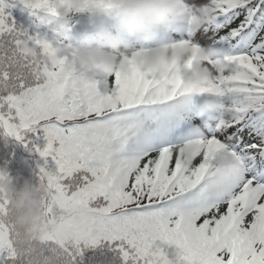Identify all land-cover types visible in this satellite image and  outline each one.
Instances as JSON below:
<instances>
[{
	"label": "snow or ice",
	"instance_id": "6c2138e0",
	"mask_svg": "<svg viewBox=\"0 0 264 264\" xmlns=\"http://www.w3.org/2000/svg\"><path fill=\"white\" fill-rule=\"evenodd\" d=\"M63 4L0 0V137L39 156L56 194L39 238L0 199V264H264V0H215L214 25L195 36L235 70L218 85H161L130 66L97 97L62 70ZM25 33L58 60L36 70L43 80L18 51ZM205 101L229 105L228 120L200 116ZM186 142L203 149L190 166ZM11 153L0 146V161L21 165Z\"/></svg>",
	"mask_w": 264,
	"mask_h": 264
},
{
	"label": "clouds",
	"instance_id": "9594fccd",
	"mask_svg": "<svg viewBox=\"0 0 264 264\" xmlns=\"http://www.w3.org/2000/svg\"><path fill=\"white\" fill-rule=\"evenodd\" d=\"M214 4L215 0H209L195 8L190 0H107L106 4L99 0H64L65 24L68 16L84 13L111 17L116 24L114 28L95 26L88 35L70 44L73 56L62 70L81 93L92 97L103 94L100 77L126 75L130 66L145 76H156L161 85L175 76H180L186 87L218 85L221 79L234 75L235 70L223 62L225 53L212 45L199 46L194 39L214 25ZM18 51L35 66L33 71L41 80L45 73L36 70L58 63L54 54H45L26 33L20 38ZM213 59L218 61V67L209 66ZM229 111V105L215 101H205L199 109L200 116L213 114L212 123L217 116L227 121ZM190 139L196 140L198 135ZM183 147L187 166L203 151L194 143L189 146L186 142ZM231 163L225 158L219 161V167ZM49 176L48 172L38 174L33 182L23 176L13 177L7 168H0V199L7 201L16 227L37 238L49 229L45 206L56 195L48 187Z\"/></svg>",
	"mask_w": 264,
	"mask_h": 264
},
{
	"label": "trees",
	"instance_id": "16d2710c",
	"mask_svg": "<svg viewBox=\"0 0 264 264\" xmlns=\"http://www.w3.org/2000/svg\"><path fill=\"white\" fill-rule=\"evenodd\" d=\"M22 15L23 19L20 21L22 27L29 28L31 26L30 19L27 17L26 13ZM67 19L68 24L71 28V39L67 41L68 44H74L76 41L88 35L93 30V28L97 26L98 21L102 23L104 21L110 20L112 23L109 22L111 24L107 26L108 28H114L116 24L113 23L114 21L111 17L107 18L106 16L99 17L98 21L97 18H90L87 21H81L79 15L68 16ZM112 79H114V77ZM43 143L44 142L41 141V144ZM0 146L11 148L12 158L15 159L16 155L19 154L22 160V164L19 166L14 163H10L7 159L4 161H0V168H7L13 177L23 176L24 178L35 182L39 174V167L42 164V161L40 160L39 156L33 153H29L26 149H24L23 145L18 144L14 140H8L6 142L3 137H0Z\"/></svg>",
	"mask_w": 264,
	"mask_h": 264
},
{
	"label": "rangeland",
	"instance_id": "374dc122",
	"mask_svg": "<svg viewBox=\"0 0 264 264\" xmlns=\"http://www.w3.org/2000/svg\"><path fill=\"white\" fill-rule=\"evenodd\" d=\"M182 35H183V34H182ZM176 38H180V37L177 36ZM99 79H100V81L102 82V81L105 79V77H100Z\"/></svg>",
	"mask_w": 264,
	"mask_h": 264
}]
</instances>
